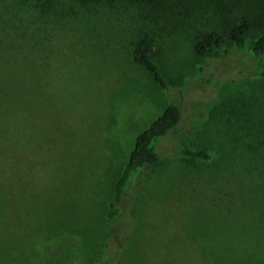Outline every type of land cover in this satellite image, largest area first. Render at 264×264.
I'll return each mask as SVG.
<instances>
[{
	"label": "rangeland",
	"instance_id": "rangeland-1",
	"mask_svg": "<svg viewBox=\"0 0 264 264\" xmlns=\"http://www.w3.org/2000/svg\"><path fill=\"white\" fill-rule=\"evenodd\" d=\"M221 5L156 24L132 0H0V264H93L135 138L171 101L182 120L125 202L110 264H264V55L195 53L226 31ZM141 37L167 92L133 61Z\"/></svg>",
	"mask_w": 264,
	"mask_h": 264
},
{
	"label": "trees",
	"instance_id": "trees-1",
	"mask_svg": "<svg viewBox=\"0 0 264 264\" xmlns=\"http://www.w3.org/2000/svg\"><path fill=\"white\" fill-rule=\"evenodd\" d=\"M136 4L149 10L147 18L159 24L162 18L168 17L167 11L182 16H190L202 4V0H132ZM222 12L226 31L220 34L216 31L202 33L194 49L198 56L204 58H218L220 49L229 43L245 58L254 59L264 55V0H221ZM44 26V25H43ZM44 26L43 31L45 32ZM261 31L254 36L252 30ZM153 40L149 37L135 39L131 43V54L135 64L145 70L156 86L167 92L169 89L165 75L160 66L153 60ZM255 75L264 79V67L256 66ZM182 120L181 104L169 102L161 114L149 124L134 141L129 157L118 175L112 199L106 209V237L107 240L99 257L93 264H110L114 262L129 235L120 233L126 225L133 226V215H125L124 205L127 201H135L132 194L138 191L143 179L147 178L161 163L158 152L159 141L170 133L176 132ZM175 153L183 158L208 160L209 154L180 146ZM112 262V263H113Z\"/></svg>",
	"mask_w": 264,
	"mask_h": 264
}]
</instances>
